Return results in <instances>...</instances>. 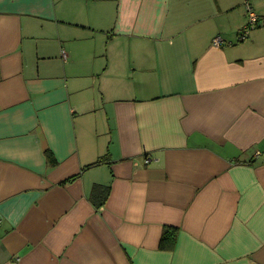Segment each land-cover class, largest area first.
I'll return each instance as SVG.
<instances>
[{
	"label": "crops",
	"instance_id": "1",
	"mask_svg": "<svg viewBox=\"0 0 264 264\" xmlns=\"http://www.w3.org/2000/svg\"><path fill=\"white\" fill-rule=\"evenodd\" d=\"M0 264H264V0H0Z\"/></svg>",
	"mask_w": 264,
	"mask_h": 264
},
{
	"label": "trees",
	"instance_id": "2",
	"mask_svg": "<svg viewBox=\"0 0 264 264\" xmlns=\"http://www.w3.org/2000/svg\"><path fill=\"white\" fill-rule=\"evenodd\" d=\"M48 159H49V163L51 165L55 164V160L52 158V156L50 154L48 155ZM103 159H104V157H102L97 162L93 163L92 165H97V164L102 163ZM92 165H89V166H92ZM77 176H75V177H77ZM75 177H72V178H70L68 180H73ZM109 193H110V186L109 185L95 184L93 186V188L91 189V192H90V195H89V200L95 207H97V208L101 207L107 201ZM170 235L171 234L168 233V230H166L163 233L162 238H168L169 237V238L172 239V236H170Z\"/></svg>",
	"mask_w": 264,
	"mask_h": 264
},
{
	"label": "built area",
	"instance_id": "3",
	"mask_svg": "<svg viewBox=\"0 0 264 264\" xmlns=\"http://www.w3.org/2000/svg\"><path fill=\"white\" fill-rule=\"evenodd\" d=\"M257 26V16L252 11V9H249L248 11V22L245 25V27L242 29V31L239 34V40L242 41L246 38V35L248 31L252 28H255ZM220 43L219 39H214L213 44L218 45ZM63 58L66 57L65 52L62 51ZM146 162L148 163L149 160L147 159Z\"/></svg>",
	"mask_w": 264,
	"mask_h": 264
}]
</instances>
